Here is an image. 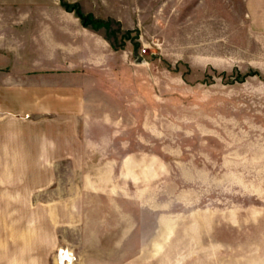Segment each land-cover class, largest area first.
Segmentation results:
<instances>
[{
    "label": "rangeland",
    "instance_id": "obj_1",
    "mask_svg": "<svg viewBox=\"0 0 264 264\" xmlns=\"http://www.w3.org/2000/svg\"><path fill=\"white\" fill-rule=\"evenodd\" d=\"M244 2L172 0L125 40L88 25L120 53L83 50L101 79L80 83L58 5H0L8 117L48 141L69 125V157L4 163L36 202L69 201L51 264H264V16Z\"/></svg>",
    "mask_w": 264,
    "mask_h": 264
},
{
    "label": "crops",
    "instance_id": "obj_2",
    "mask_svg": "<svg viewBox=\"0 0 264 264\" xmlns=\"http://www.w3.org/2000/svg\"><path fill=\"white\" fill-rule=\"evenodd\" d=\"M62 1L78 3L84 15L90 14L94 18L102 20L110 18L119 23L122 30H140L145 22L151 26H158V18L164 15L168 9L170 11L169 4L172 0ZM197 1L201 2V0ZM226 1L228 2V0ZM245 1L247 2H244V5L249 10L251 9L252 17L249 12L248 15L259 21L264 16V0ZM211 2L217 8L218 0H211ZM21 4H56L60 7L57 17L60 16L69 23V27L63 25V22H59L58 26L69 41V46L64 49H67L69 60L73 62L71 65L78 68L76 71L74 68H69V83L86 81L90 74L96 79V82L101 79L100 74L97 75L94 71L83 68L86 64L100 63L101 58L97 56L84 60V58H80L82 56L80 53L83 50L86 53L90 49L102 52L107 50L111 54L120 53L112 47L111 42L103 36L101 30L84 26L73 11L65 10L61 5V0H0V5ZM176 8V5L171 7V9ZM215 8L212 7V9ZM74 49L77 52H74ZM64 60L65 58H63ZM57 63L62 64L63 62L57 61ZM2 85L0 86V264H51V258L56 249L61 246V243L67 241L64 236L59 235L58 229L69 226V201L58 202L56 199H50L36 202L28 195L36 193L34 189L37 190L42 185L36 188L33 186L27 188L24 183L20 182L10 184L9 178L20 179L26 175L24 173L11 174L10 171L4 169V163L25 161L27 152L33 156L30 158L33 161H41L45 156L56 160L65 156L69 157V125L65 128L56 127L55 139L51 134L48 141L47 137H43L41 123L35 122L33 125H27L18 118L10 119L8 117L11 113L10 92L7 91V86ZM82 86L81 91L83 90ZM21 96L22 103L20 104V100H18L17 104L12 106L14 109L17 107L15 111L25 109V95ZM35 106L37 107V105ZM62 130H66V132L63 134Z\"/></svg>",
    "mask_w": 264,
    "mask_h": 264
},
{
    "label": "trees",
    "instance_id": "obj_3",
    "mask_svg": "<svg viewBox=\"0 0 264 264\" xmlns=\"http://www.w3.org/2000/svg\"><path fill=\"white\" fill-rule=\"evenodd\" d=\"M61 5L65 8V10L73 11L80 18V20L84 26L91 25L95 29L100 27V26H104V27L108 28L110 23H111L110 20L94 19L90 14L84 15L81 12L78 3H66V2L61 0ZM129 33H130V30H126L122 34L123 40L129 38V37H127ZM136 45H137V43H134L135 47H136Z\"/></svg>",
    "mask_w": 264,
    "mask_h": 264
},
{
    "label": "bare ground",
    "instance_id": "obj_4",
    "mask_svg": "<svg viewBox=\"0 0 264 264\" xmlns=\"http://www.w3.org/2000/svg\"><path fill=\"white\" fill-rule=\"evenodd\" d=\"M68 252H69V254H70L71 257H72L71 264H78L77 259L75 260V258H74V256H73V252H72L71 250H69V249H67L66 251H63L64 255H63V253H61V256H65V254L68 253ZM61 256H59V258H58V256H57V258H58V259H61ZM67 261H68L67 259H65V261H64V259H63L62 264H67ZM64 262H65V263H64Z\"/></svg>",
    "mask_w": 264,
    "mask_h": 264
}]
</instances>
